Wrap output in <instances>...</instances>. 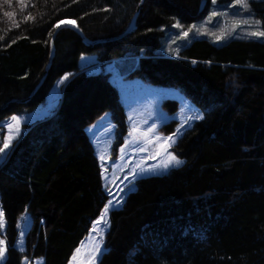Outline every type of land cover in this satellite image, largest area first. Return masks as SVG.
Listing matches in <instances>:
<instances>
[{
    "label": "trees",
    "instance_id": "16d2710c",
    "mask_svg": "<svg viewBox=\"0 0 264 264\" xmlns=\"http://www.w3.org/2000/svg\"><path fill=\"white\" fill-rule=\"evenodd\" d=\"M0 0L1 122L42 104L63 81L54 113L27 131L0 162V209L6 222L2 264L22 253L43 264H67L101 215L108 194L86 127L109 112L122 140L125 112L109 71L177 88L201 112L172 144L182 160L142 176L120 206L107 212L100 264H264V36L239 30L180 36L207 8L241 16L236 0ZM264 32V0H243ZM11 13V15H5ZM75 21L81 37L60 21ZM98 40L88 43L85 40ZM93 55L92 62H82ZM101 66V65H100ZM23 99V101H21ZM171 113L178 96L164 98ZM176 119L160 125L175 131ZM25 248L14 244L25 208Z\"/></svg>",
    "mask_w": 264,
    "mask_h": 264
},
{
    "label": "rangeland",
    "instance_id": "374dc122",
    "mask_svg": "<svg viewBox=\"0 0 264 264\" xmlns=\"http://www.w3.org/2000/svg\"><path fill=\"white\" fill-rule=\"evenodd\" d=\"M233 5L240 7L239 14L241 16L234 15L227 9L207 8L198 22L187 25L179 35L188 36L189 34L207 32L214 34L218 40L237 30L241 33L259 35L256 21L243 11L245 9L243 0H236L231 4V6ZM81 60L82 62H92L94 56L85 55ZM100 68L109 71L111 81L118 88L120 100L127 112L125 114V129L122 133L121 143L117 145L115 139L118 127L108 113H103L86 127L89 131V126L93 123H103L101 127L104 131L99 136L101 143L93 141L91 143L99 159L108 199L101 215L92 223L87 235L76 247L67 264H100L99 260L105 249L103 242L108 227V210L122 204L126 195L135 188L136 180L140 177L162 174L181 164L182 160L171 149L172 144L192 120L201 116V112L194 107L190 100L171 85L153 84L136 76L121 75L113 61L95 63L86 67V69L92 70ZM62 87L63 81L56 82L48 91L42 104L24 113L11 114L1 122L3 132L0 149H4V141L9 138L10 134L14 138L9 147L0 152V162L6 159L12 147L27 131L26 124L43 114L54 113V108L58 106L62 96ZM167 96H178L179 98V108L175 113L169 112L163 106L164 98ZM12 117L19 120L18 125L12 121ZM163 117L168 118L162 120ZM170 119L177 120L176 129L171 133H165L160 125ZM9 125L12 126L11 130ZM125 136L126 138H124ZM169 137L171 140L168 139ZM171 157H175V161ZM176 161L180 163L177 164ZM0 212H2L1 209ZM29 225L30 214L26 207L19 216L16 235L13 238L14 244L21 252L25 248V235ZM6 234V222L3 218V226H0V241L3 243L0 244V248L4 251L0 256V264L4 262L7 254L9 241ZM20 264H43V258L41 256L29 258L22 253Z\"/></svg>",
    "mask_w": 264,
    "mask_h": 264
},
{
    "label": "water",
    "instance_id": "95a60500",
    "mask_svg": "<svg viewBox=\"0 0 264 264\" xmlns=\"http://www.w3.org/2000/svg\"><path fill=\"white\" fill-rule=\"evenodd\" d=\"M143 1H144V0H140V1H139V5H138V7H137L135 13L133 14V16H132V18H131V21H130V23H129L127 29L125 30V32L131 30V29L135 26L136 16H137V13H138V11H139V9H140V6L142 5ZM204 3H205V1L203 0V1L201 2V5H200V6L202 7V6L204 5ZM64 21H73V20L67 19V20H64ZM58 24H59V23H58ZM63 27H69V28L75 30V31H76L81 37H83V33L81 32V30L79 29V27L76 25V23H75V25L65 23V24H60L59 27H55V29H54V31H53V33H52L51 39H50V56H49V61L47 62L46 68H45V70H44V72H43V75H42V77H41L39 83H40V82L43 80V78L45 77L46 72H47V69H48L49 64H50V60H51V57H52V54H53V39H54V36H55V34L57 33V31H58L60 28H63ZM85 41L88 42V43H92V42L95 43V42H98L99 39H98V40H95V41H92V40L86 39ZM21 101H23V99H21Z\"/></svg>",
    "mask_w": 264,
    "mask_h": 264
},
{
    "label": "snow or ice",
    "instance_id": "6c2138e0",
    "mask_svg": "<svg viewBox=\"0 0 264 264\" xmlns=\"http://www.w3.org/2000/svg\"><path fill=\"white\" fill-rule=\"evenodd\" d=\"M5 15H11V13H5ZM65 23L75 25V21H63L62 20V21L59 22V24L56 25V27H59L60 24H65ZM253 34L255 35L256 33H253ZM185 35H187V33H185ZM259 35L264 36V32L259 33ZM12 121H14L17 125L19 124V120L16 117H12ZM11 127L12 126L9 125L10 130H11ZM13 138L14 137H12L11 134H10L9 138L4 141V149H7L9 147V144L11 143V140ZM168 139L171 140V137H169ZM4 149H0V152H3ZM171 159L175 161V157H171ZM176 163L179 164L180 162L176 161ZM105 212H107V209H105ZM0 226H3V213L2 212H0ZM2 243H3V241H0V244H2ZM3 251L4 250L2 248H0V256L3 255Z\"/></svg>",
    "mask_w": 264,
    "mask_h": 264
},
{
    "label": "built area",
    "instance_id": "2783aa9c",
    "mask_svg": "<svg viewBox=\"0 0 264 264\" xmlns=\"http://www.w3.org/2000/svg\"><path fill=\"white\" fill-rule=\"evenodd\" d=\"M102 125H103V123H93L92 125L89 126V128H90L89 131L92 134L89 131H88V133H90L91 141H93L94 143H99V142L101 143V138H99V136H100L101 132L104 131L103 127H101ZM109 142H111L110 139H109Z\"/></svg>",
    "mask_w": 264,
    "mask_h": 264
},
{
    "label": "crops",
    "instance_id": "0c3cea01",
    "mask_svg": "<svg viewBox=\"0 0 264 264\" xmlns=\"http://www.w3.org/2000/svg\"><path fill=\"white\" fill-rule=\"evenodd\" d=\"M119 95H120V94H119ZM122 104H123V103H122ZM123 108H124V112H125V114H126L127 112H126V109H125L124 105H123ZM106 113H108V115H109V112H106ZM174 113H175V112H174ZM168 117H169V116H168ZM168 117H166V118L163 117L162 120H165V119H167ZM124 138H126V136H125Z\"/></svg>",
    "mask_w": 264,
    "mask_h": 264
},
{
    "label": "bare ground",
    "instance_id": "6f19581e",
    "mask_svg": "<svg viewBox=\"0 0 264 264\" xmlns=\"http://www.w3.org/2000/svg\"><path fill=\"white\" fill-rule=\"evenodd\" d=\"M67 20V19H66ZM71 20V19H70Z\"/></svg>",
    "mask_w": 264,
    "mask_h": 264
},
{
    "label": "clouds",
    "instance_id": "9594fccd",
    "mask_svg": "<svg viewBox=\"0 0 264 264\" xmlns=\"http://www.w3.org/2000/svg\"><path fill=\"white\" fill-rule=\"evenodd\" d=\"M113 122V121H112Z\"/></svg>",
    "mask_w": 264,
    "mask_h": 264
}]
</instances>
